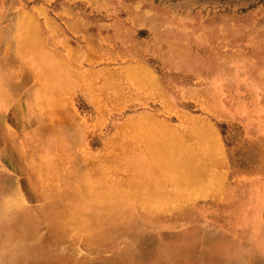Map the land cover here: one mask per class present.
I'll use <instances>...</instances> for the list:
<instances>
[{"label":"rangeland","instance_id":"374dc122","mask_svg":"<svg viewBox=\"0 0 264 264\" xmlns=\"http://www.w3.org/2000/svg\"><path fill=\"white\" fill-rule=\"evenodd\" d=\"M27 14L35 20L45 49L71 69L70 81L84 77L58 96L66 113L74 116L63 138L56 136L58 129H49L54 136L43 130L58 123L57 108L40 110L30 103L29 109L24 104L26 92L47 86L38 70L26 65L22 73L4 71L12 82L10 105L0 114V197L5 189L13 190L8 195L22 199L36 216L42 207L54 212L75 205L85 188L78 185L77 175L89 163L80 159L76 167L78 157L98 153L114 123L144 113L172 127L206 120L227 156L228 177L236 189L229 202L206 200L181 216L134 222L130 231L116 237L131 260L123 252L97 251L82 241L77 244L80 261L32 253L23 264H157L170 245H180L198 264H206L209 249L221 242L246 248L248 264H264V0H0L1 67H8L3 62L12 45L1 37L5 18ZM226 19L238 21L242 39L219 41L208 34L209 22ZM178 35L189 50L180 59L170 55V41ZM228 55L237 57V70L215 60ZM130 72L144 76L134 79ZM223 76L227 79L221 80ZM109 90L116 95L110 100ZM122 94L128 104L117 110L112 103ZM33 111L38 112L35 118ZM72 127L82 128L80 139L70 137ZM11 157L22 170L12 167ZM4 180L10 183L6 186ZM37 218L51 221L46 215Z\"/></svg>","mask_w":264,"mask_h":264},{"label":"bare ground","instance_id":"6f19581e","mask_svg":"<svg viewBox=\"0 0 264 264\" xmlns=\"http://www.w3.org/2000/svg\"><path fill=\"white\" fill-rule=\"evenodd\" d=\"M29 15L5 18L7 25L12 28L4 25L1 37L9 39L12 45L5 52L6 60L3 62L8 67L0 65V114L10 105L8 89L11 90L9 86L12 81L3 75L4 71L12 74L11 70L7 71L11 68L16 73H22L27 65L30 69L38 70L43 76L40 79L47 86H43L41 92L37 86L26 92L23 100L27 101L24 104H28L29 109L30 103L40 110L46 106L57 108L56 113L61 115L58 116V123L62 128L56 122L54 127L47 125L43 129L44 133L50 132L54 136L56 132L49 129L55 128L58 129L56 136L68 137V123L74 121V116L66 113L68 110L63 107L58 96L63 89L80 82L84 76H75L70 81L71 69L64 67V64L61 66L60 57L45 49L40 42L43 38L35 20ZM237 23L236 20L226 19L211 21L206 26L208 34L219 41L240 40L245 33ZM49 26L53 27L52 24ZM70 27L78 28L75 24ZM181 36H175L170 41V55L173 58L180 59L189 55L186 42ZM3 40L0 38V46ZM215 57L223 67L239 68L235 55ZM134 74L130 72L134 79L144 76ZM220 79L226 80L227 77ZM16 88L21 89V86L17 85ZM115 96L109 90L106 98L110 100ZM125 97L124 94L120 95L112 103V107L121 110L128 104ZM98 103H103V100ZM31 113L35 118L38 112ZM12 120L16 122L15 119ZM199 121L200 124L196 126L172 127L154 115L144 113L125 118L121 123H114L110 136L103 138L100 154L95 151L85 157H78L79 163L80 159L81 162L89 160L87 169L77 175L78 185L85 188L79 192L82 195L75 205L61 210L48 212L44 209L46 207H42V211L36 216L33 210L23 204L22 199L8 195V192L14 193L13 190L5 189L3 197H0V264H23L25 256L32 253L36 257L67 256L73 261H80L82 254L77 244L82 241L97 251L123 252L131 260L129 251H124V247L116 244V237L130 231L134 222L181 216L188 213L194 205L206 200L229 202L236 188L228 177L227 156L221 152L220 142L209 123L204 119ZM72 129L73 131H69L70 137L75 135L80 139L82 128ZM11 161L15 170L19 172L23 169L15 158L11 157ZM75 166L79 167L81 163ZM26 169L34 173L33 168ZM4 181L6 186L10 183L8 180ZM25 184L32 191L40 192L34 183ZM40 185L44 192L49 190L44 188V182ZM253 201L255 205L254 198ZM50 208L47 207L48 210ZM44 215L51 218V221L43 222L37 218ZM209 250L206 264H248L244 247H233L221 242ZM163 254L165 257L157 264H198L194 260L195 255L184 252L180 245L167 246ZM175 255L186 261H176Z\"/></svg>","mask_w":264,"mask_h":264}]
</instances>
